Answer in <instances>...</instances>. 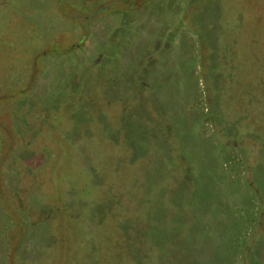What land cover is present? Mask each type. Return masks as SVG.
Returning <instances> with one entry per match:
<instances>
[{"label": "rangeland", "instance_id": "1", "mask_svg": "<svg viewBox=\"0 0 264 264\" xmlns=\"http://www.w3.org/2000/svg\"><path fill=\"white\" fill-rule=\"evenodd\" d=\"M0 75V264H264V0H0Z\"/></svg>", "mask_w": 264, "mask_h": 264}, {"label": "trees", "instance_id": "2", "mask_svg": "<svg viewBox=\"0 0 264 264\" xmlns=\"http://www.w3.org/2000/svg\"><path fill=\"white\" fill-rule=\"evenodd\" d=\"M133 7H135V5L134 4H129V5H127L126 7L125 6H121V8L122 9H124V11H127V10H132L133 9ZM126 25L124 26V24L121 22L116 28H115V31H123L124 33H125V31H126ZM84 37V36H83ZM31 43H32V40H27V42H26V44H28L29 46H31ZM117 47L118 46H115V48L117 49ZM116 49H114L113 51H114V55L115 56H117V53L120 51H118L117 53H116ZM111 51V50H110ZM125 52V51H124ZM25 65H27V64H25ZM26 69H27V67H26ZM6 70V69H5ZM5 78H4V76H2V75H0V81H3L4 82V84H5ZM3 82H1L2 84H3Z\"/></svg>", "mask_w": 264, "mask_h": 264}]
</instances>
